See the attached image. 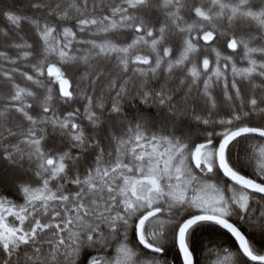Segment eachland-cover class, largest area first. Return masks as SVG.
<instances>
[{"label":"snow or ice","instance_id":"snow-or-ice-1","mask_svg":"<svg viewBox=\"0 0 264 264\" xmlns=\"http://www.w3.org/2000/svg\"><path fill=\"white\" fill-rule=\"evenodd\" d=\"M0 264H264V0H0Z\"/></svg>","mask_w":264,"mask_h":264}]
</instances>
